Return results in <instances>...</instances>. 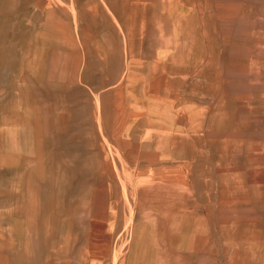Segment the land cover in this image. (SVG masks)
Here are the masks:
<instances>
[{
  "label": "rangeland",
  "instance_id": "obj_1",
  "mask_svg": "<svg viewBox=\"0 0 264 264\" xmlns=\"http://www.w3.org/2000/svg\"><path fill=\"white\" fill-rule=\"evenodd\" d=\"M0 264H264V0H0Z\"/></svg>",
  "mask_w": 264,
  "mask_h": 264
}]
</instances>
